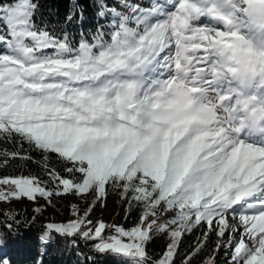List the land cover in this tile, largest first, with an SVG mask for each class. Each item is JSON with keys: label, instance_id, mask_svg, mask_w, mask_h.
Here are the masks:
<instances>
[{"label": "snow or ice", "instance_id": "snow-or-ice-1", "mask_svg": "<svg viewBox=\"0 0 264 264\" xmlns=\"http://www.w3.org/2000/svg\"><path fill=\"white\" fill-rule=\"evenodd\" d=\"M210 3L202 17L212 24L189 27L187 0L171 10L161 0H91L95 27L76 40L81 0H68L56 24L41 0H0V171L21 170L0 176V204L68 196L84 204L70 205L74 220L48 223L45 243L79 236L117 264H220L221 250L224 264H264V129L241 133V122L231 135L223 127L186 135L150 123L154 94L178 77L234 110L235 86L208 47L235 35L233 21ZM33 164L46 180L23 174ZM112 190L135 224L95 219ZM0 215L2 237L16 217ZM157 238L167 242L153 253Z\"/></svg>", "mask_w": 264, "mask_h": 264}, {"label": "clouds", "instance_id": "clouds-1", "mask_svg": "<svg viewBox=\"0 0 264 264\" xmlns=\"http://www.w3.org/2000/svg\"><path fill=\"white\" fill-rule=\"evenodd\" d=\"M206 2L187 0L184 16L189 27L202 17ZM208 6L233 21L230 30L235 35L223 42L209 43L208 47L222 61L224 74L235 86L234 110H226L222 101L206 100L183 77H178L154 94L150 123L161 130L184 131L186 135L223 127L225 134L231 135L243 122L241 133L251 127L259 134L264 129V3L249 0L242 5L240 0H231L225 4L224 0H215ZM192 47L186 46L185 51H192Z\"/></svg>", "mask_w": 264, "mask_h": 264}, {"label": "trees", "instance_id": "trees-1", "mask_svg": "<svg viewBox=\"0 0 264 264\" xmlns=\"http://www.w3.org/2000/svg\"><path fill=\"white\" fill-rule=\"evenodd\" d=\"M176 0H161L166 6L171 8ZM44 17L51 23L56 24L59 17L68 9V0H41ZM82 5L87 8L86 21L83 25L73 24L70 31L76 40H79L81 30L87 32L94 29L96 20L94 19V10L91 7V0H81ZM49 9L57 11L59 15H49ZM212 24V21L209 19ZM14 148L15 145H6ZM27 148V145L24 146ZM33 157H39L37 152L31 153ZM28 171H32L40 176L42 180L47 177L41 174L40 169L35 165H30L29 169L23 170V174L27 175ZM21 172L20 169H7L0 171V176H15ZM119 194V190H112L109 197L114 193ZM120 195V194H119ZM108 197V198H109ZM75 196L66 198H54V203H48L38 198L37 202H30L23 198L18 202H4L0 204V213H8L9 211L16 217L15 229L11 232L5 230V234L0 237V258L6 260L8 264H117V257L100 254L93 248L95 241H86L79 236L63 238L55 236V243L44 241L48 239L46 225L48 223H67L74 205ZM42 205L41 213L34 214V209L38 205ZM101 207H98V211ZM127 207L120 201V206L114 216L113 224H121L131 226L137 220V214L134 212L130 219H124V209ZM106 215H98L95 212V219L107 221ZM0 222H3V215H0ZM55 235V234H51ZM199 235V232L197 233ZM216 237H212L210 248H215ZM166 238H157L156 242L151 246L153 253L162 251V245L165 244ZM90 257L91 259H87ZM224 250L219 254L220 264H224L226 260Z\"/></svg>", "mask_w": 264, "mask_h": 264}, {"label": "rangeland", "instance_id": "rangeland-1", "mask_svg": "<svg viewBox=\"0 0 264 264\" xmlns=\"http://www.w3.org/2000/svg\"><path fill=\"white\" fill-rule=\"evenodd\" d=\"M175 2H174V4H175ZM174 4L171 6V8H169V7L168 8L171 10L173 8ZM210 25H211V22L209 21V18H207V17H201L199 20L193 22L194 27H203V26H210ZM168 52H172L174 54V44L171 45L169 49H166L165 52L162 53L161 55L163 56V55L167 54ZM169 130L172 131L171 129H169ZM120 201H121V197L116 192L111 197H109L107 199L106 204L103 205V207L100 208L96 212H98V215H100V216L106 215L105 219H107V221H105V222L108 224H113L114 216H115V214H116V212L120 206ZM74 205L79 206L81 208L84 207L83 201L79 197L75 198ZM41 206L42 205H40V204L38 205V207H41ZM72 211H73V209H72ZM72 211H71V215H70L68 222H70L76 218L75 216L72 215Z\"/></svg>", "mask_w": 264, "mask_h": 264}]
</instances>
